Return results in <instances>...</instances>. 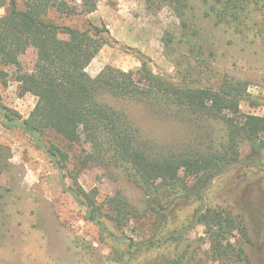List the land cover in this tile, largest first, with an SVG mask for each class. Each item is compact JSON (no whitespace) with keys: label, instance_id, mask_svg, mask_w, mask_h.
Listing matches in <instances>:
<instances>
[{"label":"trees","instance_id":"16d2710c","mask_svg":"<svg viewBox=\"0 0 264 264\" xmlns=\"http://www.w3.org/2000/svg\"><path fill=\"white\" fill-rule=\"evenodd\" d=\"M143 1L150 9L168 8L178 21L162 38L176 67L174 76L139 53L135 70L106 66L89 76L86 68L100 51L99 42H112L108 31L93 24L83 31L64 27L47 16L52 10L65 16L90 14L96 0H70L74 5L26 0L24 9L17 0H0V10L5 9L0 13V83L7 84L6 69L13 67L20 93L36 98L28 118L0 99V126L20 130L48 156L62 185L85 209V220L98 227L100 241L111 250L109 264H203L202 259L251 264L237 244L252 241L245 219L209 204L208 192L216 177L240 164L242 148L249 154L245 165L257 164L264 151V114L240 109L242 102L256 106L263 99L251 97L249 83L221 66L220 43L228 36L264 54V0ZM62 32L67 35L63 41ZM31 47L35 61L27 70L20 57ZM128 102L155 118L186 122L190 138L178 145L156 144L133 123ZM87 168L109 173L122 188L99 203L95 189L86 191L78 183ZM66 178L71 184H65ZM126 186L138 191L139 199ZM188 206L193 211L187 225L171 229L174 214ZM107 223L118 231L146 223L141 226L145 232L137 240L115 234ZM199 226L202 245H208L200 258L201 244L191 250L186 238ZM73 243L82 259L79 251L89 250L87 243Z\"/></svg>","mask_w":264,"mask_h":264},{"label":"rangeland","instance_id":"374dc122","mask_svg":"<svg viewBox=\"0 0 264 264\" xmlns=\"http://www.w3.org/2000/svg\"><path fill=\"white\" fill-rule=\"evenodd\" d=\"M59 1L74 5L70 0ZM25 2L17 0L18 8L24 9ZM79 4L77 2V7ZM0 13L4 14L5 9ZM47 17L60 26L81 31L87 30L89 24L108 31L112 42H99L100 51L86 68L91 77H96L106 66L123 71L137 69L140 67L138 53L146 56L158 70L170 76L176 73L171 52L164 49L162 42L165 32L171 31L178 23L168 8L150 9L143 0H96L93 13L65 16L52 10ZM59 39L66 40L67 35L62 32ZM233 39L228 36L221 39L224 48L221 66L249 83L251 97L263 99L256 106L242 102L241 111L262 115L264 54L256 45L237 43ZM34 61L32 47L20 57L27 70L32 69ZM6 72L8 80L6 85L0 83V99L22 118H28L36 98L20 93L13 67ZM126 106L135 121L133 123L156 144L178 145L190 138L186 122L155 118L135 102H128ZM76 149L78 153L79 149ZM248 155V150L242 148L240 164L213 180L208 202L245 219L252 241L249 245L237 244L248 254L251 264H264V151L256 157L257 164L245 165ZM77 180L84 190L98 192L99 203L122 188L113 176L98 168L82 170ZM65 184H71V180L66 178ZM129 194L139 199L138 191L131 188ZM192 211L193 206L182 207L174 214L170 228L185 227ZM145 224H130L123 231L116 230L109 223L107 226L117 235L139 240L143 238L145 227L141 226ZM186 238L192 243L191 250L201 244L196 252L198 258L208 249L207 244L202 245L205 238L203 227L190 230ZM77 239L87 243L89 248L79 251L82 259L77 256L73 243ZM230 240L234 242V236ZM111 255V250L100 241L98 227L85 220V209L62 185L48 156L20 130H6L0 126V264H109L107 260ZM202 262L215 264L207 259Z\"/></svg>","mask_w":264,"mask_h":264}]
</instances>
